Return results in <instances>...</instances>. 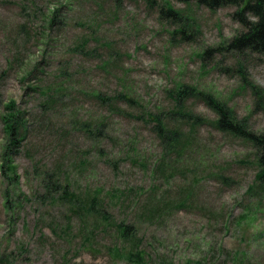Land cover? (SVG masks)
Listing matches in <instances>:
<instances>
[{
    "label": "rangeland",
    "instance_id": "rangeland-1",
    "mask_svg": "<svg viewBox=\"0 0 264 264\" xmlns=\"http://www.w3.org/2000/svg\"><path fill=\"white\" fill-rule=\"evenodd\" d=\"M236 10L176 0H0V151L9 102L26 122L17 184L0 173V264H137L123 257L137 251L144 264H264L257 149L218 129L203 97L185 102L192 117L182 120L177 156L145 116L171 111L170 93L185 85L264 134V45H230L245 31ZM163 160L165 170H155ZM44 171L69 181L80 199L98 195L99 205L75 212L60 191L48 199ZM113 246L122 254H109Z\"/></svg>",
    "mask_w": 264,
    "mask_h": 264
},
{
    "label": "trees",
    "instance_id": "trees-1",
    "mask_svg": "<svg viewBox=\"0 0 264 264\" xmlns=\"http://www.w3.org/2000/svg\"><path fill=\"white\" fill-rule=\"evenodd\" d=\"M180 3H195L198 6H204L209 10H216L225 6H235L236 11L232 14L233 18L237 19L244 27L245 31L234 37L230 42L233 48L238 50L254 49L257 45H264V0H176ZM167 13L177 15L179 17L180 12L172 9L171 6L167 7ZM249 16L253 20H249ZM125 100L130 99L124 92L119 94ZM171 101L174 107L168 113L155 114L145 112V116L149 119V123H153L155 126V132L158 138L162 142V146L166 151L174 153L176 156L180 149H182L180 143L182 120L188 117H192V114L186 111L185 102L188 98L203 97L206 104L217 114V119L214 121L215 126L218 129H229L230 132L243 136L257 149V164L259 167L258 172L255 175V180L264 185V134H253L249 130L244 129L240 123L233 122L230 119V114L227 109L224 108L213 96L202 91H198L193 87L180 85L174 89L171 93ZM7 113L2 116L4 141L0 151V173L10 182V184H17L18 175L16 173L17 166L14 163V156L20 152V146L24 138V132L26 131V122L24 115L21 114L14 105V102H9L5 107ZM172 115V118H169ZM166 117V119H165ZM189 119V118H188ZM198 118L193 116L192 124H196ZM163 160L161 165H157L155 170H165L167 166ZM42 181L46 179V193L48 199L55 198L56 193L60 191L58 197L68 200L71 204L73 211L83 210L84 212H92L95 205H99L98 195H87L85 199H80V196L70 190L69 181L64 183L61 178L55 172H46L42 174ZM5 205L9 203V194L5 190ZM81 202L80 206H76L75 203ZM74 203V204H72ZM83 207V208H82ZM102 217L105 221H109L110 217L102 211ZM118 234L124 240H128L132 237L131 228L125 223L116 224ZM109 254L120 255L121 249L115 246L108 250ZM128 261H132L137 264H144V253L137 251L135 253H127V256L123 255Z\"/></svg>",
    "mask_w": 264,
    "mask_h": 264
}]
</instances>
